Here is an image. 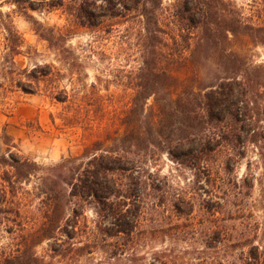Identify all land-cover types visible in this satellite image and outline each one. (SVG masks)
<instances>
[{
  "label": "trees",
  "instance_id": "1",
  "mask_svg": "<svg viewBox=\"0 0 264 264\" xmlns=\"http://www.w3.org/2000/svg\"><path fill=\"white\" fill-rule=\"evenodd\" d=\"M8 2L15 5L13 12L25 16L40 37L63 53L72 32L46 26L32 11L62 9L74 25L115 33L123 43L132 41L140 63L135 91L122 118L123 132L94 140L81 154L45 166L23 155L8 132L1 134L0 223L6 213L7 219L9 214L15 220L22 217L30 193L39 200L40 219L31 241L5 254L0 264H53L34 250L42 242H47L51 258L65 260L70 254L99 249L112 258L127 254L134 262L148 206L188 218L196 206L194 195L170 193L168 178L156 168L164 154L178 167L199 175L230 172L250 145L264 148V126L256 119L261 105L255 98L264 89L259 72L264 67L256 66L251 73L245 56L233 49L236 38L242 40L251 31L259 38L255 42L262 40L258 36L264 26L247 23L232 0ZM6 15L7 20L0 17V25L14 59L21 53L22 38L11 14ZM0 16H4L1 9ZM52 68L49 63L38 64L27 72L29 82L17 84L32 92L27 86ZM219 155L224 160L217 163ZM243 186L251 195V179H245ZM224 194L231 196V189ZM226 197L223 203L219 197L220 207L228 203ZM88 208L97 216L93 225L87 219ZM253 210L235 209L239 215L232 217L233 223L225 220L216 226V240L231 241L232 247L241 249L243 264H264V221L255 218ZM154 255L144 264H179L166 249ZM139 259L145 261L146 256Z\"/></svg>",
  "mask_w": 264,
  "mask_h": 264
},
{
  "label": "rangeland",
  "instance_id": "2",
  "mask_svg": "<svg viewBox=\"0 0 264 264\" xmlns=\"http://www.w3.org/2000/svg\"><path fill=\"white\" fill-rule=\"evenodd\" d=\"M232 1L247 23L264 26V0ZM14 7L8 0H0V9L4 12L0 17L7 20L6 14L10 13L22 38L21 53L13 59L6 32L0 25V136L8 132L23 155L48 166L63 156L81 154L84 147L96 139L116 131L122 133V118L135 91V75L140 63L133 42L123 43L115 33L74 25L62 9L32 11L46 26L72 32L65 46L67 51L63 53L40 37L25 16L13 12ZM249 33L242 40L237 37L233 49L245 56L254 74L256 66L264 67V30L260 31L258 37L262 40L259 42H255L259 38H255L254 32ZM46 63L53 66L52 72L27 86L32 92L18 86L17 81L29 82V70ZM259 72L264 78V69ZM256 93L255 98L261 105L256 119L259 126H264V89ZM2 151L4 145L0 138ZM216 159L217 163L224 160L220 155ZM156 168L160 169L161 177L168 178L171 194L194 195L196 206L190 218L176 216L163 207L148 206L144 215L143 229L146 230L138 235L135 250L138 259L134 262L129 261L127 254L112 258L99 249L81 256L70 254L65 260L60 256L51 258L47 242L37 244L34 250L53 264H144L153 260L155 252L165 249L179 264H243L242 250L232 247L231 241L221 244L216 240L215 230L225 220L233 223L232 217L239 215L234 212L238 207L253 208L254 217L264 221V148L250 145L247 154L230 172L221 170L196 175L191 169L178 167L166 154ZM245 179L254 183L251 195L247 194V188L241 187ZM240 187L243 189L239 190ZM227 188L232 192L229 197L224 194ZM238 191L242 192L236 195ZM219 197L221 203L223 197L228 198V203L220 207ZM38 201L33 193L27 194L22 217L15 220L14 215L9 214L7 219L6 213L0 223V258L36 235L40 219ZM86 214L89 225H93L97 218L95 211L88 208ZM248 214L247 211L243 218ZM262 238L264 243V235ZM142 256H146L145 261L139 259Z\"/></svg>",
  "mask_w": 264,
  "mask_h": 264
}]
</instances>
